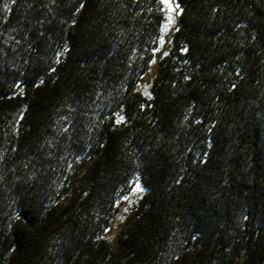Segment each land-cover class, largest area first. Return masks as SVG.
I'll return each mask as SVG.
<instances>
[{
	"label": "trees",
	"instance_id": "trees-1",
	"mask_svg": "<svg viewBox=\"0 0 264 264\" xmlns=\"http://www.w3.org/2000/svg\"><path fill=\"white\" fill-rule=\"evenodd\" d=\"M176 2L0 0V264H264V0Z\"/></svg>",
	"mask_w": 264,
	"mask_h": 264
},
{
	"label": "rangeland",
	"instance_id": "rangeland-1",
	"mask_svg": "<svg viewBox=\"0 0 264 264\" xmlns=\"http://www.w3.org/2000/svg\"><path fill=\"white\" fill-rule=\"evenodd\" d=\"M160 5L164 16V22L161 31L160 48L157 51V56H161L167 51L171 41V34L176 28L180 14V9L176 0H160ZM153 73L154 68L150 69L144 76L143 81L141 82L143 87L147 86V82L151 79ZM133 198L134 193H131L123 197V199L120 201L117 212L111 219L110 228L105 233V237L108 240L114 241L120 232V229L131 212Z\"/></svg>",
	"mask_w": 264,
	"mask_h": 264
}]
</instances>
